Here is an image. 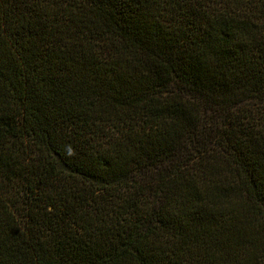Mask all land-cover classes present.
<instances>
[{
    "label": "trees",
    "instance_id": "16d2710c",
    "mask_svg": "<svg viewBox=\"0 0 264 264\" xmlns=\"http://www.w3.org/2000/svg\"><path fill=\"white\" fill-rule=\"evenodd\" d=\"M0 264H264V0H0Z\"/></svg>",
    "mask_w": 264,
    "mask_h": 264
}]
</instances>
